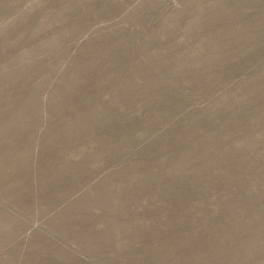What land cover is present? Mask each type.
<instances>
[{
	"label": "rangeland",
	"instance_id": "obj_1",
	"mask_svg": "<svg viewBox=\"0 0 264 264\" xmlns=\"http://www.w3.org/2000/svg\"><path fill=\"white\" fill-rule=\"evenodd\" d=\"M0 264H264V0H0Z\"/></svg>",
	"mask_w": 264,
	"mask_h": 264
}]
</instances>
